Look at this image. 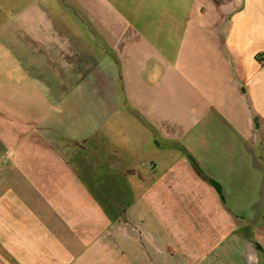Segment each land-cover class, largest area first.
Segmentation results:
<instances>
[{
  "label": "crops",
  "instance_id": "crops-1",
  "mask_svg": "<svg viewBox=\"0 0 264 264\" xmlns=\"http://www.w3.org/2000/svg\"><path fill=\"white\" fill-rule=\"evenodd\" d=\"M0 264H264V0H0Z\"/></svg>",
  "mask_w": 264,
  "mask_h": 264
},
{
  "label": "trees",
  "instance_id": "trees-1",
  "mask_svg": "<svg viewBox=\"0 0 264 264\" xmlns=\"http://www.w3.org/2000/svg\"><path fill=\"white\" fill-rule=\"evenodd\" d=\"M213 185L216 187V189H217L218 192L220 193V191H219V187L216 185V183L213 182Z\"/></svg>",
  "mask_w": 264,
  "mask_h": 264
}]
</instances>
